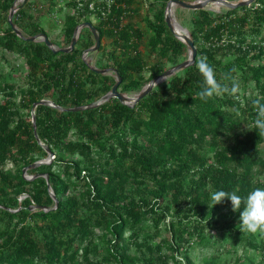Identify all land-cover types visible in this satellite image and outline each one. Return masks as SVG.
I'll use <instances>...</instances> for the list:
<instances>
[{"label": "trees", "instance_id": "trees-1", "mask_svg": "<svg viewBox=\"0 0 264 264\" xmlns=\"http://www.w3.org/2000/svg\"><path fill=\"white\" fill-rule=\"evenodd\" d=\"M13 1L0 0V46L23 54L28 73L25 89L0 79V264H110V260L158 264L153 254L161 251L163 239L152 245L156 231L142 241L137 238L146 224L157 227L172 209L168 248L177 251L187 241L180 232L175 235L184 222L201 231L225 216L223 211L231 203L225 199L212 206L214 192L236 191L247 197L254 189L264 188L253 179L264 172V136L253 125L252 104L264 97V0L223 13L199 10L191 33L194 44L200 38L202 47L194 63L156 85L133 107L118 99L76 111L36 106V136L31 118L26 119L21 108L30 111L34 102L45 97H54L62 107L85 105L108 92L118 76L123 91H131L164 68L156 62L148 65L136 50L142 32L128 22L117 32V27L95 26L99 38H110L114 46L103 66L114 67L115 77L89 70L81 57L94 43L89 29L70 52H53L44 42L21 39L11 29L8 12ZM163 5L145 18L151 30L148 44L158 60L166 58L174 65L181 61L185 44L169 31ZM237 9L243 12L236 14ZM23 11L14 14V23ZM2 21L7 27L2 28ZM77 25L75 17L66 18V43ZM28 30L29 35L44 33L31 25ZM117 46L122 49L119 55ZM221 48L233 51L234 60L223 62L217 56ZM201 56L207 57L218 82L229 89L233 83L238 85L235 93L225 92L206 102L199 99L204 78L196 61ZM145 68L149 74L143 81ZM73 130L76 138L69 139ZM42 144L53 153V160L30 170L41 175L25 179L22 168L46 155ZM9 162L14 170L4 169ZM42 174L48 175L49 186ZM73 186L83 188L78 197L69 194ZM22 192L30 195L18 211H11L19 205L16 195ZM166 199L169 205L163 204ZM30 205L35 209L30 210ZM243 207L223 221L222 231L227 227L236 243L261 250L264 257V237L255 243L252 234L241 229L240 220L236 226L230 224ZM126 231L135 248L144 247L150 253L148 259L139 263L126 254ZM97 234L108 242L107 260L97 257ZM184 258L183 264H194ZM160 260L167 264L164 255Z\"/></svg>", "mask_w": 264, "mask_h": 264}, {"label": "rangeland", "instance_id": "rangeland-1", "mask_svg": "<svg viewBox=\"0 0 264 264\" xmlns=\"http://www.w3.org/2000/svg\"><path fill=\"white\" fill-rule=\"evenodd\" d=\"M22 0H20L18 3H21ZM33 3H42L46 5L47 3H50V0H32ZM169 0L163 1V0H155L152 4L142 5L137 9V11L127 19V22H131L134 28L139 29L142 32V37L138 41L137 51L141 52L147 59L148 65L153 63H159V65L164 68V70L170 68L173 64H171L166 58L158 60L157 57L151 53L149 49L148 39L151 35V30L146 26L145 18L148 15H152L154 11L158 10L160 7H162L163 2L165 4L163 5L164 9ZM189 1H198V0H189ZM228 1H238V0H228ZM35 4H33V7H28L24 9V15L22 17H19L18 22L14 23L15 26L23 33L25 36H31L29 35L28 28L33 26L35 28H38V30H43L44 34L47 35L49 41L54 45L56 48L65 47L68 46L69 43L65 42L64 34H63V21L65 20L66 12L55 10V8L51 7H45L42 9H37ZM17 6V4L15 5ZM250 6V5H249ZM248 6V7H249ZM204 9L206 11L215 12V13H223L227 10L226 7L219 5L218 3H208L203 8L200 9H188L183 8L177 4H174L171 6V17L173 22V27L176 32L180 34H184L190 37V39L193 41V35L191 33L192 28V20L198 15L199 10ZM243 10L237 9L236 14H241ZM57 13V15H56ZM27 15H30L28 18ZM83 20L85 21H93L89 16H86ZM82 20V21H83ZM80 21L79 23H81ZM14 22V21H13ZM28 23V24H27ZM94 23V22H93ZM2 28L7 27L6 23L2 21L1 23ZM233 28H236V26H233ZM1 33V32H0ZM87 29L82 28L80 31V42L83 39L84 35H87ZM79 39V38H78ZM77 39V41H78ZM37 41L43 42L42 39L38 38ZM76 41V43H77ZM75 43V45H76ZM82 43V42H81ZM100 46H102V50L98 51H92L89 52L85 56L86 62L90 63L96 68H104L103 64L106 62V54L111 53V50L114 48V46L111 44L110 38L108 37H102L100 39ZM196 46V53L197 49L202 47V40L198 38ZM120 46L116 47V54L119 55L121 53ZM134 52L133 50H130ZM190 54V49L185 45V51L184 55L181 58V61L186 59ZM235 53L231 50L221 48L219 50V53L217 56L221 57L223 62H231L234 60ZM114 58H117L114 57ZM180 61V62H181ZM72 65H69L67 70H71ZM182 70V69H181ZM181 70L176 71L174 74L181 72ZM28 73V65L25 60V56L21 54L18 50H12L8 51L3 49L0 46V79L6 80L9 82H12L15 87H21L23 89L26 88V75ZM108 75L115 77L114 73L107 72ZM144 79L149 74V68H145L144 72ZM173 74V75H174ZM172 76V75H171ZM171 76L164 77L161 80H159L155 85H159L165 81H167ZM143 81H146V79ZM149 81V80H148ZM144 82L143 85L139 89L131 90V91H123L121 84L119 85L118 91L121 93H124L130 97L136 96L143 86L148 82ZM98 85V84H96ZM91 85L88 83V87ZM153 87V88H154ZM256 92V90H254ZM2 95H0L1 99ZM16 101H19V95L15 98ZM42 99H49L54 102V97H45ZM117 98L111 97L108 99L110 101V104L114 103ZM55 103V102H54ZM21 114L26 118H31V110L28 109H20ZM76 138L74 130L70 133L69 139ZM45 149V148H44ZM46 155L42 156L40 159L36 161H48L47 163H50L53 160V154L49 155L48 150L45 149ZM52 153V152H51ZM68 157V156H67ZM74 158L77 157V155L73 156ZM35 162V161H34ZM27 167V166H25ZM25 167L22 168V176L25 179H32L35 175V173H32L30 170L35 167H27L25 170H23ZM57 168V165L54 166ZM14 166L11 164V162L7 163L4 167V169L8 170H14ZM254 180H258L264 184V172L254 175ZM83 191V188L80 186H73L69 189V194L76 195L77 197L80 195V193ZM10 195H15L14 193ZM30 195L28 192H22L20 194H17V200L18 204L16 207L9 208L11 211H18L21 207L20 203L21 201L26 197ZM170 201L168 199L165 200L163 204L169 205ZM30 210L35 209V205H30L28 207ZM170 209V208H169ZM224 217H217V224H208L204 227L203 230L197 231L193 229L192 224H188L187 222H184L183 226H180L179 229L176 230V236L177 233L180 232L182 237L187 239V241L179 244L177 251H172L170 248H168V242L171 241V235L168 231L169 228V221L174 215L173 210L170 209L168 212V215L165 219H162L157 227L151 228L148 226V224L145 225V228L143 227V230L138 235V240L142 241L144 239V236L148 233H153L154 231L157 232V235H155L152 245H154L157 241L160 239H163V244L161 245V251H155L154 257L156 258L155 262L158 264H161V257L164 255L166 257V263L167 264H176V261L174 259L170 258V254H173L175 258L182 262L185 261L184 257H188L194 264H205V261H209L211 258H214V261L210 264H236L237 262L241 264H263L264 257H261V250H257L251 246H247L243 242L236 243V241L230 237V234H228L227 227L224 228L222 231L223 221L226 219H230L234 212L232 211V207L228 206L224 211ZM15 221V220H14ZM237 222H239V218L233 219L232 222H230L231 225L236 226ZM176 228V226L173 227ZM199 234V236H196V234ZM129 231L125 232V238L123 240L124 249L126 250V254L134 259L136 262H141L144 259H148L150 256V253L147 252L144 247H141V249L135 248V245L131 243L128 239ZM95 241L99 242L97 245L98 253L97 257L101 259L107 260L109 258L108 255V249L107 245L108 242L99 239L98 234L95 235ZM262 236L259 234H252V241L255 243H258L260 241ZM201 238V239H200ZM172 242H175V244L178 243V241H175V239H172ZM236 257L239 258V260L236 262ZM158 258V259H157ZM110 264H116L114 260H110Z\"/></svg>", "mask_w": 264, "mask_h": 264}, {"label": "water", "instance_id": "water-1", "mask_svg": "<svg viewBox=\"0 0 264 264\" xmlns=\"http://www.w3.org/2000/svg\"><path fill=\"white\" fill-rule=\"evenodd\" d=\"M16 0L13 1L9 12H8V23L11 27V29L15 32V34L20 37L21 39H25V40H30V41H37L38 38L42 39L43 42L53 51V52H70L71 50H73V48L75 47V43L79 37V33L82 30V28H88L89 31L92 33L93 38H94V44L91 45L90 47L86 48L83 50L82 52V59L86 62L85 60V56L87 55L88 52H92V51H97L99 49L100 46V38L99 35L97 34L96 28L89 22H82L79 23L72 34V38L69 42L68 46L65 47H60V48H56L54 47V45L49 41L48 37L46 34L44 33H37L31 36H25L23 35V33L15 26L14 22H13V13L16 9V6L14 4ZM255 0H238V1H228V0H198V1H189V0H169L165 6V14H164V19L165 22L167 24V26L169 27V29L171 30L172 34L180 39L189 49H190V54L189 56L184 59L183 61L172 65L170 68L164 70L162 73H160L159 75L153 77L152 79H150L141 89V91L134 97H130L124 93H121L118 91V86L121 82V77L118 76L116 82L113 84V86L111 87V89L106 92L104 95H102L99 99L94 100L88 104L85 105H81V106H77V107H62L56 103H54L53 101L49 100V99H40L36 102H34L32 104V108H31V121H32V125H33V129H34V134L36 136V125H35V107L38 105H48V106H52L55 107L61 111H76V110H82V109H86V108H91V107H95L98 106L106 101H108V99H110L111 97H115L117 98L120 103L128 105L129 107H133L142 97H144L145 95H147L148 93L151 92V90L153 89L154 85L161 80L164 77H168L173 75L176 71L184 69L190 65H192L195 61V57H196V46L194 44V42L190 39L189 36L184 35V34H180L178 32L175 31L174 27H173V22H172V17H171V11L170 8L171 6L174 4H177L183 8H188V9H200L203 8L206 4L208 3H218L219 5H222L224 7H226L227 9H234L237 7H241V6H249L251 5ZM88 66L90 67L91 70H93L94 72L97 73H105L108 71H114L115 73H117L116 69L114 68H105V69H99L94 67L93 65H91L90 63H88ZM42 146L48 150L49 155H52L53 153H51V151L49 150V148L45 145L42 144ZM48 161L44 160V161H35L33 163H31L30 165H28L27 167H35L38 166L39 164H44L47 163ZM27 167H25L23 170H25ZM41 175V174H35L34 177ZM47 182V185L49 186V181H48V175L47 174H42ZM33 177V178H34ZM51 196L53 197V199L55 200V196L54 194L50 191ZM56 201V200H55ZM36 207V206H35ZM45 210H47L48 208H44Z\"/></svg>", "mask_w": 264, "mask_h": 264}, {"label": "clouds", "instance_id": "clouds-1", "mask_svg": "<svg viewBox=\"0 0 264 264\" xmlns=\"http://www.w3.org/2000/svg\"><path fill=\"white\" fill-rule=\"evenodd\" d=\"M196 66L201 75L204 78L201 91L197 93L199 99L207 101L214 96H221L225 92L235 93L238 85L233 83L231 89L221 84L216 79V74L213 67L208 63L206 56H201L196 61ZM181 78H186L181 74ZM229 77H225L228 79ZM252 104L256 110V118L253 121V125L258 129L259 134L264 136V97H259L252 101ZM225 199L231 203L232 211L236 212L241 209V205L244 207L240 211V225L241 229L250 234H259L264 237V188H256L251 191L247 197H241L236 191L231 193L218 190L211 196L212 206L222 203Z\"/></svg>", "mask_w": 264, "mask_h": 264}, {"label": "built area", "instance_id": "built-area-1", "mask_svg": "<svg viewBox=\"0 0 264 264\" xmlns=\"http://www.w3.org/2000/svg\"><path fill=\"white\" fill-rule=\"evenodd\" d=\"M19 1L20 0H16L14 2L17 6L13 13V17L19 9L22 8L24 10L28 7L31 8L33 7V4H35L32 0H22L21 3H18ZM153 2H155V0H50V3H47L46 5L36 3L35 6L37 9L49 6L55 8L56 11L60 10L66 12L62 29L64 28L66 18L68 17H75L79 24V22L86 16H89L93 21L83 20L82 22H89L94 27H117L115 28V32H117L125 26L127 19L131 17L139 7L152 4ZM135 51L136 50H134V52Z\"/></svg>", "mask_w": 264, "mask_h": 264}, {"label": "flooded vegetation", "instance_id": "flooded-vegetation-1", "mask_svg": "<svg viewBox=\"0 0 264 264\" xmlns=\"http://www.w3.org/2000/svg\"><path fill=\"white\" fill-rule=\"evenodd\" d=\"M164 12H165V9H164ZM164 14H165V13H164ZM164 20H165V19H164ZM167 27H168V26H167ZM86 29H88V28H86ZM168 29H169V27H168ZM169 31L171 32L170 29H169ZM171 33H172V32H171ZM91 34H92V33H91ZM173 36H174V35H173ZM174 37H175V36H174ZM175 38H176V37H175ZM177 39H178V38H177ZM178 40H180V39H178ZM180 41H181V40H180ZM93 44H94V43H93ZM93 44H92V45H93ZM90 46H91V45H90ZM90 46H89V47H90ZM98 50H102V49L100 48V46H99V49H98ZM98 50H97V51H98ZM88 53H89V52H88ZM88 53H87V54H88ZM81 57H82V55H81ZM85 63L87 64V62H85ZM87 67H88V69L90 70V67L88 66V64H87ZM105 68H114V67L107 66V67L100 68V69H105ZM114 69H115V68H114ZM108 72H112V73H114V75L116 74L114 71H108ZM106 73H107V72H105V74H106ZM103 74H104V73H103ZM116 80H117V79H116ZM115 82H116V81H115ZM115 82H114V83H115ZM119 85H120V84H119ZM118 88H119V86H118Z\"/></svg>", "mask_w": 264, "mask_h": 264}]
</instances>
